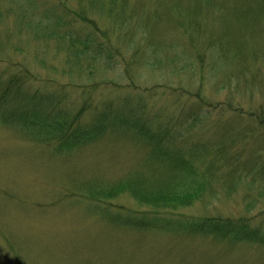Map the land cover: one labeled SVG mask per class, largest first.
Here are the masks:
<instances>
[{
  "label": "rangeland",
  "instance_id": "rangeland-1",
  "mask_svg": "<svg viewBox=\"0 0 264 264\" xmlns=\"http://www.w3.org/2000/svg\"><path fill=\"white\" fill-rule=\"evenodd\" d=\"M108 1L95 8L87 0H0V75L20 64L30 71L33 90L71 87L76 109L90 101L88 120L107 105L116 112L144 103L156 130L180 136L175 147L204 144L216 152V145L234 140L229 157L264 159V130L255 129L251 116L264 114V0H111L116 7ZM59 15L64 25L58 31L72 30L80 39L96 34V23L109 38L98 33L108 64L99 62L89 73L71 63L68 42L48 37ZM24 17L33 23L22 29ZM195 108L208 117L189 128L197 122ZM146 147L117 129L86 147L57 152L0 126V264H264V246L140 232L104 220L92 189L135 174L168 179L161 165L151 175ZM214 155L196 163H224ZM225 172L216 194L184 213L264 222V179L252 175L230 188L221 179ZM105 201L114 211L145 209L128 194Z\"/></svg>",
  "mask_w": 264,
  "mask_h": 264
},
{
  "label": "trees",
  "instance_id": "trees-1",
  "mask_svg": "<svg viewBox=\"0 0 264 264\" xmlns=\"http://www.w3.org/2000/svg\"><path fill=\"white\" fill-rule=\"evenodd\" d=\"M87 1L95 8L103 5L102 0ZM112 2L108 1L109 6L118 5ZM109 10L115 16V9ZM119 15L121 13L116 14V17L120 20ZM1 19L0 16V21ZM91 21L87 20L89 24ZM32 23V18L25 20L24 17L20 20L19 27L24 29ZM63 23L59 15L53 23L54 31L49 33L48 37L56 36L68 42L71 63H79L89 73L94 71L93 68L98 67L99 62L104 61L108 64L111 58L110 54L106 53L107 44L99 39L98 33L105 40L109 38L105 33L99 32L96 23L92 22L96 34H87L84 39L77 38L72 30L60 33L59 29L63 27ZM2 30L0 24V32ZM2 41L0 37V47ZM241 52L243 53L240 50V54ZM166 57L168 58V55ZM181 60L186 62L182 58L176 59L177 62H182ZM188 62L189 60L186 65ZM30 74V71L22 65L11 64L7 69L8 76L0 75V126L22 131L31 140L50 145L57 152H70L86 147L101 140L112 130L124 129L135 134L150 149L148 164L153 166L151 175L159 174L161 165V170L167 176V180L159 181L156 178L151 180L149 177H144V174H135L112 187L92 189V192H89L90 197L94 200L99 199L95 204L104 220L121 228L140 232L202 236L233 245L248 243L264 246V222L256 223V216L234 218L184 213L197 202H203L216 194L214 187L220 180L221 171L226 170L221 179L225 180V185L230 188H234L242 179L248 180L252 175H256L255 179L257 177L264 179V159L256 157V154L250 155L248 162H241L237 156L229 157L228 149L230 145L236 143L234 140L216 145L218 146L216 152L206 150L204 144H194L190 148L180 145L175 147L173 144L180 136L169 134V131L162 127L156 130L152 120L145 117L144 103L138 106L131 105V110L128 109V103L116 112L111 105H107L100 113L88 120L86 113L91 109L90 101H86L81 109L78 107L76 109L75 103L69 100L71 87L70 91L63 87H56L50 91L33 90L27 85V81L31 79ZM84 94H87L86 91L83 92ZM193 112L194 120L197 122L192 119L194 123H191L189 128H193L196 123L200 125L204 118L208 117L207 114L203 117L201 112L198 114L197 108ZM261 113L251 115L252 120L254 117L257 120L255 129L258 131L264 130V114ZM206 154H215L214 160L224 163L220 166L214 161L209 164L205 162L197 164L196 160ZM127 194L145 209L125 211L122 208L114 211L105 201Z\"/></svg>",
  "mask_w": 264,
  "mask_h": 264
}]
</instances>
